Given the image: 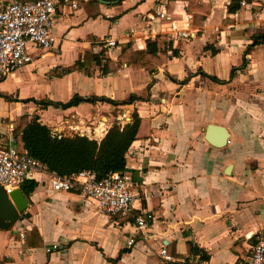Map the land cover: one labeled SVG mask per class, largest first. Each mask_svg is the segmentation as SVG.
<instances>
[{
    "label": "crops",
    "instance_id": "1",
    "mask_svg": "<svg viewBox=\"0 0 264 264\" xmlns=\"http://www.w3.org/2000/svg\"><path fill=\"white\" fill-rule=\"evenodd\" d=\"M74 1L76 9H56L53 47L30 46L32 62L0 79V147L22 116L38 117L54 136L100 142L113 123L123 126L136 115L141 125L124 173L136 196L133 216L150 214L153 221L138 232L132 217L100 214L77 192L52 191V174L37 173L35 190L23 193L28 216L0 229V264H249L251 247L264 239V42L249 50L252 36L264 34V0H241L235 12L232 0H193V16L207 13L203 26H194L190 41L172 43L155 73L123 63L117 72L88 75L74 69L86 53L115 61L127 44H154L157 36L134 43L126 33L161 9L180 19L189 0ZM108 37L118 48L100 50ZM76 95L136 99L65 110L37 104H64ZM208 125L227 130L223 147L205 140ZM190 241L206 261L187 254ZM161 245L171 262L158 256Z\"/></svg>",
    "mask_w": 264,
    "mask_h": 264
},
{
    "label": "built area",
    "instance_id": "2",
    "mask_svg": "<svg viewBox=\"0 0 264 264\" xmlns=\"http://www.w3.org/2000/svg\"><path fill=\"white\" fill-rule=\"evenodd\" d=\"M240 4L244 6L245 2L241 1ZM60 5L71 9L78 7L74 0H0V79L32 62L30 46L38 50L53 47V19ZM196 33L193 16L186 9L180 19L173 18L165 9H161L147 15L140 30L130 28L126 37L136 43L145 36H165L172 43H180L195 38ZM98 48L102 51L117 49V40L113 37L104 38L98 43ZM42 172H47L45 167L27 152L19 151L14 146L12 136L6 145L0 147V187L6 194ZM50 188L55 192L79 193L93 201L100 214L132 217L138 232L146 231L153 221L150 214L133 216L136 196L132 191V180L125 173H111L103 179H97L91 171H82L69 177L52 174ZM133 243V239L126 241L128 247ZM158 256L164 262L172 261L166 245L160 246ZM248 263L264 264V239H258L251 247Z\"/></svg>",
    "mask_w": 264,
    "mask_h": 264
},
{
    "label": "trees",
    "instance_id": "3",
    "mask_svg": "<svg viewBox=\"0 0 264 264\" xmlns=\"http://www.w3.org/2000/svg\"><path fill=\"white\" fill-rule=\"evenodd\" d=\"M119 4L124 0H100ZM241 0H232L229 11L235 12L241 8L239 6ZM250 1V0H247ZM193 0H189L186 8L191 14L194 10ZM193 16V15H192ZM207 13L201 17L193 16V26L201 27L206 19ZM253 42L249 50L254 46L264 42V34L252 36ZM172 41L165 36H157L154 44L142 49L133 50L131 44H127L117 56L115 61L105 58L101 54L84 55L81 61L74 65L75 70H82L85 75L89 74L90 70H100L101 74L117 72L123 63L127 65H139L146 69L150 74L157 71V68L163 65L168 59V52L172 48ZM174 53V52H172ZM100 75V74H99ZM211 80L220 82L219 80L209 77ZM136 98L130 97L121 103H115L112 100L105 98H83L74 96L67 103H37L42 109L52 106L57 109H68L75 107L82 102L95 103L107 102L111 105H128L134 102ZM141 125L140 119L133 115L130 123L121 126L118 123H113L107 130L104 138L100 142L89 140L86 137L78 135L72 137H57L54 136L50 129L39 122V118L34 116L31 121H28L27 116H22L18 123L13 127L12 136L14 146L19 151H25L27 154L42 164L46 171L61 177H69L82 171L93 172L97 179L106 178L109 174L125 172L126 159L125 155L131 144L138 138V131ZM37 187L34 180L25 181L20 189L29 196ZM38 235L37 230L32 231ZM187 254L192 257L198 256V261H206L209 256L207 253L191 241L187 243ZM179 264V263H167ZM183 264H191L186 260Z\"/></svg>",
    "mask_w": 264,
    "mask_h": 264
},
{
    "label": "water",
    "instance_id": "4",
    "mask_svg": "<svg viewBox=\"0 0 264 264\" xmlns=\"http://www.w3.org/2000/svg\"><path fill=\"white\" fill-rule=\"evenodd\" d=\"M225 128L215 125H208L205 140L217 148L223 147L228 138ZM28 208L27 199L20 188L9 194L0 187V229L7 230L14 222L21 217H27L25 211Z\"/></svg>",
    "mask_w": 264,
    "mask_h": 264
}]
</instances>
